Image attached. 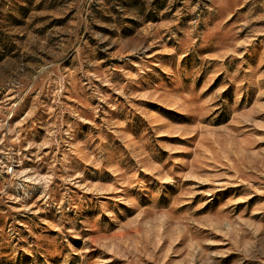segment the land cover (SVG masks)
<instances>
[{"label": "rangeland", "instance_id": "1", "mask_svg": "<svg viewBox=\"0 0 264 264\" xmlns=\"http://www.w3.org/2000/svg\"><path fill=\"white\" fill-rule=\"evenodd\" d=\"M0 264H264V0H0Z\"/></svg>", "mask_w": 264, "mask_h": 264}]
</instances>
